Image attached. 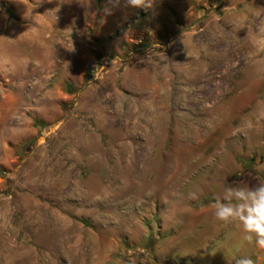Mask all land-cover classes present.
Returning a JSON list of instances; mask_svg holds the SVG:
<instances>
[{"label": "rangeland", "instance_id": "1", "mask_svg": "<svg viewBox=\"0 0 264 264\" xmlns=\"http://www.w3.org/2000/svg\"><path fill=\"white\" fill-rule=\"evenodd\" d=\"M106 7L0 0V264H264V0Z\"/></svg>", "mask_w": 264, "mask_h": 264}, {"label": "clouds", "instance_id": "2", "mask_svg": "<svg viewBox=\"0 0 264 264\" xmlns=\"http://www.w3.org/2000/svg\"><path fill=\"white\" fill-rule=\"evenodd\" d=\"M112 7L105 8V16L111 15L118 7L120 0H108ZM155 0H126L132 8L148 11L153 9ZM255 120H264V107H258ZM251 126V125H250ZM264 169V166H261ZM196 199V194H191ZM214 209L215 221L224 225H236L244 233L243 239L248 243L255 242L256 246L264 249V183L256 187H242L226 184L221 195L214 197L211 205ZM235 264H255L248 256L236 260Z\"/></svg>", "mask_w": 264, "mask_h": 264}]
</instances>
